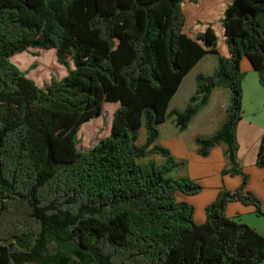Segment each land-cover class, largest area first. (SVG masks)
<instances>
[{
  "label": "trees",
  "instance_id": "1",
  "mask_svg": "<svg viewBox=\"0 0 264 264\" xmlns=\"http://www.w3.org/2000/svg\"><path fill=\"white\" fill-rule=\"evenodd\" d=\"M30 49H56L67 75L40 86L12 59ZM210 53L215 71L198 75L184 110H170ZM244 57L264 87V0H0V264L264 262V235L228 216L233 202L264 213L238 159ZM218 86L231 91L225 121L196 143L202 156L226 144L223 175L243 181L223 188L198 223L179 194L203 185L152 157H171L156 144L160 126L174 115L186 130ZM105 102L119 103L110 134L80 149L83 125Z\"/></svg>",
  "mask_w": 264,
  "mask_h": 264
},
{
  "label": "crops",
  "instance_id": "2",
  "mask_svg": "<svg viewBox=\"0 0 264 264\" xmlns=\"http://www.w3.org/2000/svg\"><path fill=\"white\" fill-rule=\"evenodd\" d=\"M217 66L218 55L212 53L206 55L184 78L171 101L170 110H184L190 98L197 91L198 75L212 74ZM242 69L245 71L246 77L244 79V113L237 131L240 145L238 159L240 166L250 176L248 188L262 200L264 210V167L257 166V157L264 137V87L260 82L258 72L247 57L242 60ZM185 85L189 87L188 91V88L185 89ZM175 103L179 108L172 109V105H177ZM230 104V89L222 86L216 87L209 103L196 115L186 130L181 131L176 125L175 116H170L160 126L161 133L156 142L157 145L165 146L171 151L170 159L162 155H155L159 156L158 163L160 164L171 161L173 168L170 175L172 177L193 179L203 185L201 193L197 195L182 193L179 194V199L189 201L186 198L188 196L207 195L210 199L204 202L205 212L206 207L217 198L223 188L234 190L243 181L240 175H223V170L231 167L226 144L216 145L208 156H202L196 143L198 137L212 136L222 127ZM142 133V143L139 145L144 144L146 140V132L143 130ZM251 207L241 202L230 203L228 216L234 219L240 217V220L245 222L246 212L253 215L255 211L256 215L251 216V221L246 223L264 235V213L259 215L256 207ZM205 221L206 215L197 220L198 223Z\"/></svg>",
  "mask_w": 264,
  "mask_h": 264
},
{
  "label": "rangeland",
  "instance_id": "3",
  "mask_svg": "<svg viewBox=\"0 0 264 264\" xmlns=\"http://www.w3.org/2000/svg\"><path fill=\"white\" fill-rule=\"evenodd\" d=\"M37 51L38 50L36 49H30L29 51L25 52L26 54L23 56V58L13 56L12 59L23 70L28 71V76L33 78L40 86L50 83L53 77L62 79L63 77L67 75L68 73L67 68L58 62L56 49L40 50L39 55H35V52ZM47 52H51V54L49 55L50 60L47 62V60H45V57H44L45 61L42 63L41 58ZM24 58L27 60L26 64L22 63ZM46 58H47V55H46ZM185 89H187L188 91L189 87L185 85ZM118 107H119V103L105 102L103 114L100 117L93 119L90 122L83 125L79 133V148L80 149L88 150L91 147L95 146L102 137H105L110 134L111 128H112V120H113L112 116H113L114 111ZM177 107L179 108L178 104L172 105L171 108L177 109ZM168 123H170V121H168ZM142 134L143 133L141 131V137H142ZM141 137H140V140L138 141V144L142 143ZM159 156L154 155L152 159L155 160L156 162H159ZM146 159L147 158H142L141 163H143L144 165H147L148 160ZM227 175H231V174H227ZM232 176H238V175H232ZM186 198L189 199V201H191L196 208V214H195L196 221L198 219L203 218L206 215L204 202L208 201L210 197L207 195L201 194L198 196H188ZM252 207L254 208L255 206H252ZM254 215H256L255 211L253 215L246 212L244 221L245 222L251 221L250 217ZM236 220L241 221L240 217H236ZM261 264H264V262H262Z\"/></svg>",
  "mask_w": 264,
  "mask_h": 264
}]
</instances>
